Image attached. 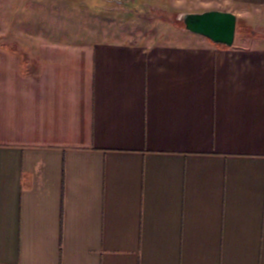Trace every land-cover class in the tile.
Instances as JSON below:
<instances>
[{
	"label": "crops",
	"instance_id": "obj_1",
	"mask_svg": "<svg viewBox=\"0 0 264 264\" xmlns=\"http://www.w3.org/2000/svg\"><path fill=\"white\" fill-rule=\"evenodd\" d=\"M0 264H264V0H0Z\"/></svg>",
	"mask_w": 264,
	"mask_h": 264
},
{
	"label": "water",
	"instance_id": "obj_2",
	"mask_svg": "<svg viewBox=\"0 0 264 264\" xmlns=\"http://www.w3.org/2000/svg\"><path fill=\"white\" fill-rule=\"evenodd\" d=\"M185 29L206 37L211 42L231 47L234 43L237 19L231 13L210 11L183 16Z\"/></svg>",
	"mask_w": 264,
	"mask_h": 264
},
{
	"label": "rangeland",
	"instance_id": "obj_3",
	"mask_svg": "<svg viewBox=\"0 0 264 264\" xmlns=\"http://www.w3.org/2000/svg\"><path fill=\"white\" fill-rule=\"evenodd\" d=\"M144 19L146 20V26L142 27V29L145 30H150V31H155L160 28L161 26L165 25H179L183 28H185L184 23H183V16H177V15H170L166 13H162L155 8L150 9L146 15L144 16ZM134 31V28H132ZM238 35L242 33H247L250 34L252 32L251 29L249 28H244L242 23H239L238 28H237Z\"/></svg>",
	"mask_w": 264,
	"mask_h": 264
},
{
	"label": "built area",
	"instance_id": "obj_4",
	"mask_svg": "<svg viewBox=\"0 0 264 264\" xmlns=\"http://www.w3.org/2000/svg\"><path fill=\"white\" fill-rule=\"evenodd\" d=\"M121 1V0H120Z\"/></svg>",
	"mask_w": 264,
	"mask_h": 264
}]
</instances>
